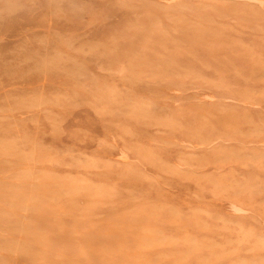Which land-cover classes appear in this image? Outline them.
Here are the masks:
<instances>
[{"label": "rangeland", "instance_id": "374dc122", "mask_svg": "<svg viewBox=\"0 0 264 264\" xmlns=\"http://www.w3.org/2000/svg\"><path fill=\"white\" fill-rule=\"evenodd\" d=\"M0 72V264H264V0H0Z\"/></svg>", "mask_w": 264, "mask_h": 264}, {"label": "bare ground", "instance_id": "6f19581e", "mask_svg": "<svg viewBox=\"0 0 264 264\" xmlns=\"http://www.w3.org/2000/svg\"><path fill=\"white\" fill-rule=\"evenodd\" d=\"M132 68V67H131ZM1 73V72H0Z\"/></svg>", "mask_w": 264, "mask_h": 264}]
</instances>
